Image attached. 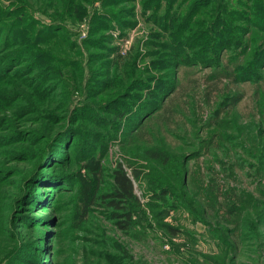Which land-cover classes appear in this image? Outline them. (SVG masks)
<instances>
[{
  "label": "rangeland",
  "instance_id": "rangeland-1",
  "mask_svg": "<svg viewBox=\"0 0 264 264\" xmlns=\"http://www.w3.org/2000/svg\"><path fill=\"white\" fill-rule=\"evenodd\" d=\"M195 1L0 0L20 18L0 31V264H264V68L212 79L264 29L219 50ZM118 162L127 233L102 197Z\"/></svg>",
  "mask_w": 264,
  "mask_h": 264
},
{
  "label": "trees",
  "instance_id": "trees-1",
  "mask_svg": "<svg viewBox=\"0 0 264 264\" xmlns=\"http://www.w3.org/2000/svg\"><path fill=\"white\" fill-rule=\"evenodd\" d=\"M215 1L216 0H196L192 4L194 10L192 9L190 14L185 15V19H187L188 16H190L191 18L195 11V7L197 6H213L217 8L215 15L210 20V22L206 25H199L198 30H195V32L193 33L194 36H206V38L209 39L213 38L215 43L217 44L216 47L219 50L221 48L224 50L230 48V50H234L235 52H237L238 48L236 47L241 43L243 35L255 29H264V24L261 25L262 28L258 26L259 19L264 21V18H259V15L264 16V5H262L264 3V0H236L233 7L229 8L225 5L223 6V9L220 7L221 4H223L221 3V0H217V5L215 4ZM2 6V3L0 2V31H3V29H5V27L2 25L5 20L2 19H6L8 15H10L8 17H12L11 21L20 20V18L16 16V14H10L11 12H8L6 6ZM34 8L35 7L32 6H26L25 9L29 10ZM27 20L29 19L26 18L19 22H24ZM19 22L8 26L6 30L12 31L13 29H15V27H17V25H19ZM29 24L30 21L26 22V24L24 25L28 26ZM218 35H220V37H218ZM39 36L43 37V34H37L36 38H38ZM199 46H201L202 48V45ZM246 46L250 48V51L242 54H240V51L236 53V60H238H233L232 64H235L233 65V70L230 69L231 64L226 65L220 62L217 66H214V69L212 70L215 71V76L213 75L212 79L217 78L220 80L225 78L234 80L235 82L239 83L242 82V80L239 79V76L242 77V75L245 73H247L248 75L250 73H259L260 69L264 68V66H260L261 63L264 64V55L259 52L262 47H260L257 51V45ZM237 69L239 71H237ZM227 72H229V74H227ZM231 98V104L234 105L241 99V95H235ZM147 115H149V113H147L145 116L147 117ZM124 116L125 114L122 113L118 116V118H122ZM47 152L48 149L46 146L43 151H40L38 155H36L38 160L36 161L35 168L32 172H35L43 166V163L46 160ZM148 155L149 158L154 160L165 159L164 152L159 150H149ZM136 174L138 175V172ZM43 176L46 177V175ZM49 176L51 181H54L56 178V175L53 174ZM102 197L106 206L113 211V218L118 224V227L121 228L122 231L127 233L131 228L133 220L132 210H130V208L132 207V205L138 202V199L135 194L134 182L121 162H118L111 171V191L109 193L103 194ZM234 210V206H231L227 209L228 212H233Z\"/></svg>",
  "mask_w": 264,
  "mask_h": 264
}]
</instances>
